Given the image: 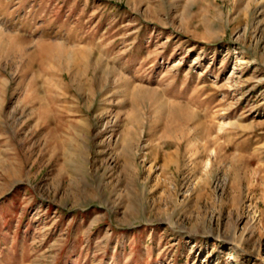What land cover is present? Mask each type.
I'll return each mask as SVG.
<instances>
[{
    "label": "rangeland",
    "instance_id": "rangeland-1",
    "mask_svg": "<svg viewBox=\"0 0 264 264\" xmlns=\"http://www.w3.org/2000/svg\"><path fill=\"white\" fill-rule=\"evenodd\" d=\"M0 264H264V0H0Z\"/></svg>",
    "mask_w": 264,
    "mask_h": 264
},
{
    "label": "bare ground",
    "instance_id": "bare-ground-1",
    "mask_svg": "<svg viewBox=\"0 0 264 264\" xmlns=\"http://www.w3.org/2000/svg\"><path fill=\"white\" fill-rule=\"evenodd\" d=\"M42 56V55H41Z\"/></svg>",
    "mask_w": 264,
    "mask_h": 264
}]
</instances>
